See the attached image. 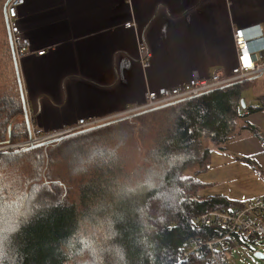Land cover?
<instances>
[{"label":"trees","instance_id":"16d2710c","mask_svg":"<svg viewBox=\"0 0 264 264\" xmlns=\"http://www.w3.org/2000/svg\"><path fill=\"white\" fill-rule=\"evenodd\" d=\"M13 68L14 82L0 90V145L31 136L15 58ZM251 81L0 151L6 211L31 194L27 215L3 241L2 264H213L208 253L180 254L193 237L221 234L195 216L243 204L199 195L212 185L199 176L215 148L254 130L239 111Z\"/></svg>","mask_w":264,"mask_h":264},{"label":"crops","instance_id":"0c3cea01","mask_svg":"<svg viewBox=\"0 0 264 264\" xmlns=\"http://www.w3.org/2000/svg\"><path fill=\"white\" fill-rule=\"evenodd\" d=\"M2 18L0 65L5 61L9 69L14 58L4 5ZM132 18L138 32L125 26ZM19 26L36 48L49 49L20 62L19 70L35 124L56 130L131 105L148 89L230 70L238 63L233 28H245L253 38L262 34L251 42L253 50L264 45V0H25ZM137 35L152 52L147 69L138 61ZM249 87L258 90L257 104L264 80ZM246 104L244 120L254 130L245 128L213 150L199 176L212 183L203 195L244 202L264 193V111Z\"/></svg>","mask_w":264,"mask_h":264},{"label":"built area","instance_id":"2783aa9c","mask_svg":"<svg viewBox=\"0 0 264 264\" xmlns=\"http://www.w3.org/2000/svg\"><path fill=\"white\" fill-rule=\"evenodd\" d=\"M25 0H10L6 8L7 23L9 26L15 58L22 62L29 57L45 56L49 49L36 48L21 32L19 26L20 7ZM127 28L138 32L135 20L125 23ZM233 39L238 55V63L230 70L219 69L212 75L204 77H190L187 81L175 86H163L157 89H148L141 100L131 105L118 108L115 111L100 115H89L79 118L75 123L65 125L56 130H44L34 122V111H29L31 136L25 142L13 146L14 148L28 147L33 144L53 140L81 129L96 126L123 116L141 112L153 107L168 104L180 99L197 95L220 86L228 85L256 75L264 74V45L253 50L251 42L260 40L262 34L250 37L245 28H233ZM138 61L144 69L151 65L152 52L147 42L139 35ZM250 61L249 67L244 64V58ZM260 109L264 111V96L258 100ZM239 111L247 114V104L240 106ZM198 225L212 226L220 230L219 235L197 236L188 240L183 246L180 258L191 259L208 253L212 256L213 264H232L235 253L249 246V241L264 240V193L244 201L242 205L207 211L195 216ZM264 255V252H262ZM264 260V258H263ZM243 262V259H239Z\"/></svg>","mask_w":264,"mask_h":264},{"label":"rangeland","instance_id":"374dc122","mask_svg":"<svg viewBox=\"0 0 264 264\" xmlns=\"http://www.w3.org/2000/svg\"><path fill=\"white\" fill-rule=\"evenodd\" d=\"M3 5H4L3 2H0V28L3 27V18H2V6ZM0 46L2 48H3V46H5V44H3V39L2 38H0ZM1 65H0V90H2L4 87L8 88L14 82V68H13V65L10 63V68L9 69H8V65L6 66L5 61L4 62L2 61ZM5 68L7 69V71L9 73H11V77L9 78L10 81H7L6 77H8V75L5 72ZM2 70H3L2 75H4L3 77L1 76V71ZM263 80H264V74H263V76L261 75L260 78L256 79L255 81L250 82V84H255L256 85V82H258V84L261 85ZM257 91H258L257 89L248 87L243 93V98H245L247 101H250L254 105H258V103L256 104V100H255V96H256ZM137 113H139V112H137ZM25 141L12 143V144L0 145V151L16 149L13 146H17L18 144H21V143H23ZM19 148H21V147H19ZM203 172H205V171H203ZM207 190H208V188L206 189V191ZM202 192H205V191L202 190L201 192H199V195L201 194L203 196ZM258 251L264 252V240L263 241H259V242L258 241H249V246L248 247H246V248L244 247L241 250L240 253H235L234 254L233 259H232V264H264V260L263 259H260V258L255 256V253L258 252ZM240 258L243 259V262L239 261ZM71 264H73V263H71Z\"/></svg>","mask_w":264,"mask_h":264},{"label":"snow or ice","instance_id":"6c2138e0","mask_svg":"<svg viewBox=\"0 0 264 264\" xmlns=\"http://www.w3.org/2000/svg\"><path fill=\"white\" fill-rule=\"evenodd\" d=\"M244 64L246 67L251 66L250 61L247 58H244ZM182 179H188L187 177H182ZM31 194H24L19 196L16 201L11 202L15 207V210L9 214L6 211V208L9 207L7 201L3 198V189H0V264H2V245L3 241L8 235V233L15 231L19 227V220L21 216L27 215V212L24 211L25 204L29 200ZM34 198V197H33Z\"/></svg>","mask_w":264,"mask_h":264},{"label":"water","instance_id":"95a60500","mask_svg":"<svg viewBox=\"0 0 264 264\" xmlns=\"http://www.w3.org/2000/svg\"><path fill=\"white\" fill-rule=\"evenodd\" d=\"M10 2V0H6L5 3H4V15H5V18H6V21H7V17H6V8H7V5L8 3ZM7 26H8V23H7ZM8 32H9V38H10V41H11V45H12V48H13V43H12V40H11V34H10V30H9V26H8ZM13 55H14V58H15V53H14V49H13ZM15 64H16V71H17V76H18V79H19V83H20V90H21V96H22V99L24 101V108H25V111H24V115H25V118H26V121H27V125L31 131V126H30V121H29V115H28V109H27V104H26V98H25V93H24V88H23V84H22V80H21V75H20V70H19V64L15 58ZM262 74L260 75H256V76H253V77H250V78H247L246 80H252L258 76H261ZM173 103V102H171ZM245 100H242V105H245ZM168 105V104H166ZM152 109H156V107H153V108H150V109H147V110H144V111H141L139 113H144L146 111H149V110H152ZM31 134V133H30ZM255 256L260 258V259H263L264 258V255L262 252L258 251L255 253Z\"/></svg>","mask_w":264,"mask_h":264}]
</instances>
